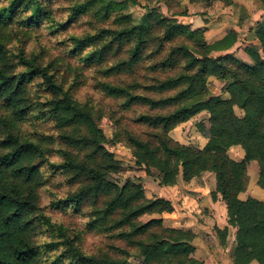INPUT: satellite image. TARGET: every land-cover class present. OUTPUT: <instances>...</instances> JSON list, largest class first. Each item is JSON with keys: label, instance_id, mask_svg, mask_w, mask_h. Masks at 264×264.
Returning a JSON list of instances; mask_svg holds the SVG:
<instances>
[{"label": "trees", "instance_id": "1", "mask_svg": "<svg viewBox=\"0 0 264 264\" xmlns=\"http://www.w3.org/2000/svg\"><path fill=\"white\" fill-rule=\"evenodd\" d=\"M129 1L0 0V264H211L195 258L191 230L164 225L172 202L148 199L139 178L117 179L126 169L165 188L212 174L210 199L224 203L227 226H215L204 245L226 248L231 228V264H264V200L240 199L250 170L264 191V14L249 28L258 48H244L248 64L226 53L235 30L208 43L204 28L153 10L135 25L124 13ZM216 1L189 0L203 8ZM73 26L86 29L67 34ZM42 33L61 37L66 57L79 64L70 82L60 72L65 56L27 53ZM90 69L94 91L114 107L75 97L78 75ZM117 75L132 81L111 82ZM211 78L225 83L226 98L211 95ZM201 113V149L171 138ZM109 144L129 150L132 164ZM233 148L240 160L229 156ZM56 212L72 223L53 222ZM88 236L101 241L94 252L83 249Z\"/></svg>", "mask_w": 264, "mask_h": 264}, {"label": "rangeland", "instance_id": "2", "mask_svg": "<svg viewBox=\"0 0 264 264\" xmlns=\"http://www.w3.org/2000/svg\"><path fill=\"white\" fill-rule=\"evenodd\" d=\"M126 1V0H116ZM135 4L127 2V8L124 13L129 16L135 25H138L143 16L149 14L151 10L156 11L166 17H174L179 23L190 26L192 29H205V39L208 43H213L223 38L231 30L237 32V41L235 45L226 52L237 59L252 64L249 57L244 53V48L248 45H253L258 48L256 42L251 41L249 28L259 22L264 14L262 5L257 0H218L213 3L210 8H203L199 4H192L189 0H134ZM112 24V20L108 21V25ZM86 28L84 26H73L67 34L81 35ZM62 40L61 37H51L45 33L33 37L32 41L27 46V53L31 51H44L47 53V59L56 57L63 58L67 66L63 65L60 70L62 79L70 82L74 79V69L79 67V64L74 60L67 58L63 52L62 46L58 43ZM17 45V44H16ZM225 54V53H224ZM81 85L75 91V97L80 101L90 98L95 104L107 109L114 107V102L103 98L93 89L96 73L94 70H85L78 75ZM115 84L127 83L132 81V78L126 75H117L110 79ZM225 83L215 79H209L208 88L212 96L226 98L223 92ZM144 109H140L142 111ZM238 117L242 116V112L235 110ZM129 116V115H128ZM207 117L206 113H201L194 117L189 122L178 126L170 133L173 140L186 146H192L201 149L206 141L196 131V123ZM101 130L105 136L110 139L112 131L106 120L101 122ZM107 148L112 152L117 160L127 164H132V159L129 150L122 145H108ZM229 156L234 160H240L243 152L239 148H233L229 151ZM139 178L143 186L144 195L148 199L164 198L172 202L174 213L162 216L164 225L167 227L177 226L176 228L191 230L195 235L194 246L196 247L195 258H203L209 250L204 245L203 239L207 233L212 232L213 228L218 224L227 226V220H222L220 216V207L216 206L215 210H211L210 198L211 192L214 191L215 181L212 174L206 173L197 179H193L189 183H183L179 180L174 187H161L158 181L154 178L147 177L144 172L127 171V169L117 176L121 182L126 179ZM257 176L253 171L248 172L247 186L245 192L240 195V199L245 200L252 197L257 200H264V191L256 185ZM194 191L193 190H199ZM208 196V197H205ZM211 200V199H210ZM48 205L47 194H42L41 206ZM177 206V207H176ZM52 221L55 223L62 222L69 226L72 222L69 218L62 216L59 213H50ZM78 222V221H76ZM179 226V227H178ZM233 230V229H232ZM231 232V231H230ZM231 236L228 237L227 247L223 248L226 257L229 259L230 247L229 242ZM101 246V241L97 237L88 236L83 243V249L87 252H94ZM228 252V253H227ZM198 259V258H197ZM130 264H140L138 261L131 260ZM224 264H227L226 261ZM251 264H257L252 262Z\"/></svg>", "mask_w": 264, "mask_h": 264}, {"label": "crops", "instance_id": "3", "mask_svg": "<svg viewBox=\"0 0 264 264\" xmlns=\"http://www.w3.org/2000/svg\"><path fill=\"white\" fill-rule=\"evenodd\" d=\"M194 191H200V189L199 190H193V193H195ZM205 197H208V196H205ZM207 199L209 200L210 203H212L211 204V210L214 211L216 206H219L220 207V211H221L220 212L221 213L220 216H222V220L223 221L226 220V209H225L224 203L219 198H218V200L216 202H212L209 197ZM224 224L223 225L218 224L217 227L222 229V228L225 227ZM176 227L177 226H174V228H176ZM179 228H181V227H179ZM230 231H231L230 232L231 240L229 242V247H230V251H231L233 249V245H234L233 244L234 230H232L230 228ZM207 234H210V233H207ZM226 251H227L226 249H223V248L217 246L213 250H209L207 253H205L204 254L205 256L203 258H201V259L207 258V259L210 260L211 264H224L225 261H226L227 264H231L230 260L226 257V254H225ZM197 258L200 259L199 257H197Z\"/></svg>", "mask_w": 264, "mask_h": 264}]
</instances>
